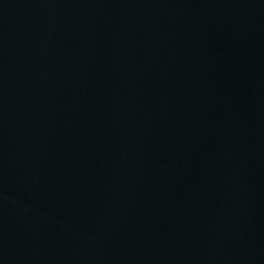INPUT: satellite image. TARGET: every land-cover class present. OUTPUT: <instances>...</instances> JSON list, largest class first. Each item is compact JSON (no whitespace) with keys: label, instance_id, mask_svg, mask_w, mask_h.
Returning <instances> with one entry per match:
<instances>
[{"label":"water","instance_id":"water-1","mask_svg":"<svg viewBox=\"0 0 264 264\" xmlns=\"http://www.w3.org/2000/svg\"><path fill=\"white\" fill-rule=\"evenodd\" d=\"M0 264H264V102L135 0H0Z\"/></svg>","mask_w":264,"mask_h":264}]
</instances>
